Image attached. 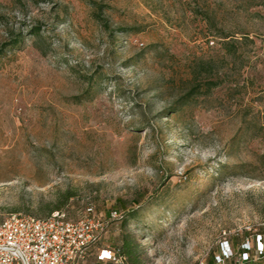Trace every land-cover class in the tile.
I'll list each match as a JSON object with an SVG mask.
<instances>
[{
	"label": "rangeland",
	"instance_id": "obj_1",
	"mask_svg": "<svg viewBox=\"0 0 264 264\" xmlns=\"http://www.w3.org/2000/svg\"><path fill=\"white\" fill-rule=\"evenodd\" d=\"M18 32L0 218L69 188L70 217L91 202L107 222L91 264L123 236L138 264H204L264 228V0H0V44Z\"/></svg>",
	"mask_w": 264,
	"mask_h": 264
},
{
	"label": "built area",
	"instance_id": "obj_2",
	"mask_svg": "<svg viewBox=\"0 0 264 264\" xmlns=\"http://www.w3.org/2000/svg\"><path fill=\"white\" fill-rule=\"evenodd\" d=\"M111 215L117 212L111 211ZM106 223L91 202L76 217H70L64 208L45 216L13 212L0 218V264H89L91 247L100 239ZM225 241L228 248H222L217 261L222 263L223 257H232L233 264H241L246 253L234 255ZM249 241L250 237L243 244L251 248L253 258L264 256V243L256 250ZM104 255L107 264H127L119 246L107 245Z\"/></svg>",
	"mask_w": 264,
	"mask_h": 264
},
{
	"label": "trees",
	"instance_id": "obj_3",
	"mask_svg": "<svg viewBox=\"0 0 264 264\" xmlns=\"http://www.w3.org/2000/svg\"><path fill=\"white\" fill-rule=\"evenodd\" d=\"M39 30V27L32 28V32H37ZM21 33L18 32L15 34V36L10 39L9 41L2 42L0 44V54L5 49V46L9 43H13V45H16L19 40H21V37L19 36ZM73 191L69 188H65L62 191H59L56 193L55 198L51 204V206L48 208L49 214L54 209L62 208V206L67 202V200L73 195ZM111 211H115L117 213H120V211L117 208H111L109 210V215H111ZM133 210H130L129 213H132ZM46 214V215H47ZM45 216V215H44ZM121 216V214H120ZM259 235V238H264V228H259L257 230H243L240 234H232L227 238L228 243L231 245V248L233 250L234 255H238L240 253L245 252L247 257L241 264H264V256H261L259 258H253L252 256V250L251 248L246 247L243 243L246 241V239H249V237H256ZM264 243V242H263ZM122 252L126 255L127 264H138V256L134 252L128 236H123L121 244L118 245ZM229 263L233 264V258L232 257H223L222 263ZM204 264H216L217 261V254H215V250H211L208 252L205 260L203 261ZM219 263V264H222Z\"/></svg>",
	"mask_w": 264,
	"mask_h": 264
},
{
	"label": "crops",
	"instance_id": "obj_4",
	"mask_svg": "<svg viewBox=\"0 0 264 264\" xmlns=\"http://www.w3.org/2000/svg\"><path fill=\"white\" fill-rule=\"evenodd\" d=\"M95 249H97V246L96 245H93L91 247V252L90 253L94 252ZM89 264H91V263H89ZM92 264H107L106 257L104 255V248H100L99 257Z\"/></svg>",
	"mask_w": 264,
	"mask_h": 264
}]
</instances>
